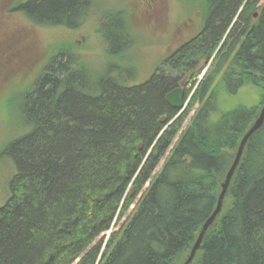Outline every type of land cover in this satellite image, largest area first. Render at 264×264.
Returning a JSON list of instances; mask_svg holds the SVG:
<instances>
[{
	"label": "trees",
	"instance_id": "obj_1",
	"mask_svg": "<svg viewBox=\"0 0 264 264\" xmlns=\"http://www.w3.org/2000/svg\"><path fill=\"white\" fill-rule=\"evenodd\" d=\"M261 1L212 0L201 31L138 85H128L134 78L122 66L93 71L77 43L48 46L20 107L30 131L3 151L15 173L0 207V264L186 261L264 105ZM93 7V0H25L15 11L34 27L79 30ZM120 12L101 19L106 57L130 51ZM202 62L211 64L197 83ZM189 74L197 87L179 114L167 96ZM244 90L258 100L247 106ZM241 157L193 264H264V125Z\"/></svg>",
	"mask_w": 264,
	"mask_h": 264
},
{
	"label": "rangeland",
	"instance_id": "obj_2",
	"mask_svg": "<svg viewBox=\"0 0 264 264\" xmlns=\"http://www.w3.org/2000/svg\"><path fill=\"white\" fill-rule=\"evenodd\" d=\"M24 1L0 0V87H4V90L0 88V207L10 196L9 182L15 173L12 160L3 155V151L10 142L30 131L23 121L20 107L24 105L28 84L39 73L42 68L40 65L48 56L49 45L60 42L77 43L75 51L88 62L93 71H104L113 65L122 66L131 69L128 73L134 78L129 80L128 85L142 84L152 76L164 58L201 31L210 18L207 11L212 0H93V17L79 30L34 27L24 15L15 11ZM258 8L260 11L264 8V0ZM117 10L122 11L119 15L122 16L124 33L126 32L130 41V51L121 57H106L105 49L109 46L102 43L99 33L104 25L101 19L104 15L119 12ZM115 15L112 14V19ZM41 51H45L44 56H39ZM210 64L202 62L198 66L197 70L200 71L205 68L197 78V83ZM191 77L192 74H189L180 82L181 88L187 92L191 90L185 109L197 87L192 83ZM240 95L247 99V106L259 98L258 92L253 90H244ZM239 100L241 99L237 103H240ZM199 107L200 104L197 103L183 126L184 130L188 129ZM164 162L155 174L160 172ZM137 201L107 233L104 249L111 234L126 225Z\"/></svg>",
	"mask_w": 264,
	"mask_h": 264
},
{
	"label": "water",
	"instance_id": "obj_3",
	"mask_svg": "<svg viewBox=\"0 0 264 264\" xmlns=\"http://www.w3.org/2000/svg\"><path fill=\"white\" fill-rule=\"evenodd\" d=\"M186 92L183 88H177L174 91L170 92L167 96V102L168 104L175 110H178L179 112H182L187 102L185 101ZM261 111L257 119L252 123L249 130L245 133L244 137L242 138L241 142L238 144V150L236 152V155L234 156L235 159L231 165V167L228 169V173L226 174L225 180L222 181L221 185V192L219 194L218 202L215 211L213 214L209 217V219L202 225L197 240L191 249L190 253L187 256L186 261L183 264H193L196 255L199 251L203 248V241L204 237L209 231V229L214 225L216 220L220 217V215L223 212L224 207V201L229 193V188L231 185L232 178L238 169V166L240 164V161L242 159L241 156H243L246 144L251 139V137L259 130H261L262 126L264 125V105L261 106Z\"/></svg>",
	"mask_w": 264,
	"mask_h": 264
},
{
	"label": "flooded vegetation",
	"instance_id": "obj_4",
	"mask_svg": "<svg viewBox=\"0 0 264 264\" xmlns=\"http://www.w3.org/2000/svg\"><path fill=\"white\" fill-rule=\"evenodd\" d=\"M259 13H261V11L259 10ZM239 16V15H238ZM237 16V17H238ZM256 19H258V12L256 14H254V17H253V21H255Z\"/></svg>",
	"mask_w": 264,
	"mask_h": 264
}]
</instances>
